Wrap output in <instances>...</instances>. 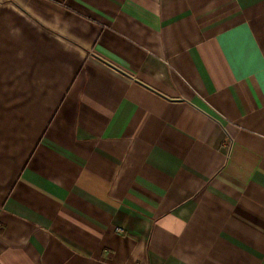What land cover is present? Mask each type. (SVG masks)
<instances>
[{"label": "crops", "instance_id": "1", "mask_svg": "<svg viewBox=\"0 0 264 264\" xmlns=\"http://www.w3.org/2000/svg\"><path fill=\"white\" fill-rule=\"evenodd\" d=\"M0 264H264V0H0Z\"/></svg>", "mask_w": 264, "mask_h": 264}]
</instances>
